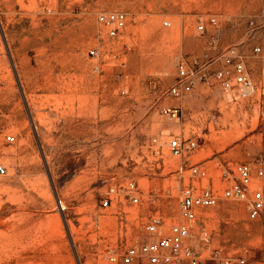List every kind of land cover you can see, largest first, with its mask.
<instances>
[{
    "label": "rangeland",
    "instance_id": "obj_1",
    "mask_svg": "<svg viewBox=\"0 0 264 264\" xmlns=\"http://www.w3.org/2000/svg\"><path fill=\"white\" fill-rule=\"evenodd\" d=\"M113 12L127 25L111 38L97 18ZM251 20L262 24L264 0H0V264H107L174 225L207 264L215 249L264 264V211L251 221L246 201L224 199L191 222L180 210L186 187L221 193L224 172L264 168V28ZM241 43L250 97L200 78L168 95L181 62ZM174 139L196 148L174 156Z\"/></svg>",
    "mask_w": 264,
    "mask_h": 264
},
{
    "label": "built area",
    "instance_id": "obj_2",
    "mask_svg": "<svg viewBox=\"0 0 264 264\" xmlns=\"http://www.w3.org/2000/svg\"><path fill=\"white\" fill-rule=\"evenodd\" d=\"M97 21L102 25L107 35L111 38L117 37L127 25V16L123 12L100 13ZM212 25L216 24V19L210 20ZM250 26L255 30L264 28L262 24L255 20L250 21ZM198 29L204 31V25H199ZM241 44L229 46L215 58L206 56V61H196L195 67H189L185 62L178 66V75L175 84L168 90V95L180 99L190 93L196 85L197 79L205 82L213 79L217 81L223 91L229 95H236L238 98H247L255 93V87L247 68V54L241 49ZM243 48V47H242ZM262 48L257 45L252 49L253 55H258ZM92 54H95L92 51ZM220 67H215L216 63ZM179 107H167L163 111L165 114L175 118L179 114ZM6 141L12 143L15 137L6 136ZM196 142L192 139H174L170 142V150L174 156H183L186 152L193 151ZM192 176L204 175L198 165H191ZM6 174V168L0 165V175ZM233 175L229 178V173L224 172L223 177L230 182V186L223 189L221 193H216L210 189L202 192L196 191L191 185L186 187L181 195L180 210L182 216L188 221H195L199 208H209L217 206L221 200L235 199L247 202V217L251 221L258 220L264 211V168L258 167L253 172L250 164L241 163L236 166ZM134 187V184H131ZM131 204L139 203V198H127ZM112 205V199L106 198L102 202V207ZM159 220L154 217L146 225V231L156 234ZM190 237V230L186 225H174L168 236L160 237L154 241L144 243L140 246H131L121 256L111 255L107 264H177L180 261H187L189 264H207L199 253L192 247L186 246L185 242ZM212 264H245L244 259H235L222 255L221 250L215 249L211 253Z\"/></svg>",
    "mask_w": 264,
    "mask_h": 264
},
{
    "label": "bare ground",
    "instance_id": "obj_3",
    "mask_svg": "<svg viewBox=\"0 0 264 264\" xmlns=\"http://www.w3.org/2000/svg\"><path fill=\"white\" fill-rule=\"evenodd\" d=\"M63 208V207H62Z\"/></svg>",
    "mask_w": 264,
    "mask_h": 264
}]
</instances>
